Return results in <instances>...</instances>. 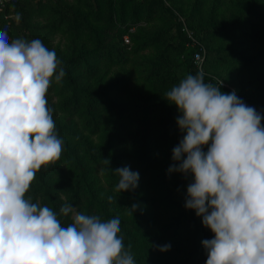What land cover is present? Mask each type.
Wrapping results in <instances>:
<instances>
[{
    "label": "trees",
    "instance_id": "obj_1",
    "mask_svg": "<svg viewBox=\"0 0 264 264\" xmlns=\"http://www.w3.org/2000/svg\"><path fill=\"white\" fill-rule=\"evenodd\" d=\"M8 2L3 3L4 7L14 5L22 12V0ZM196 3L187 10L178 7L185 12L186 27L160 0H78L76 7L56 11L58 23L65 25L73 37L83 36L87 42L93 38L90 49L76 47L67 57H57L65 70L57 84L66 96L57 108L78 117L89 134L83 136L66 124H55L56 134L64 141L62 155L37 172L25 195L57 213L68 204L102 220L119 216L125 249L136 264H206L202 241L214 238L203 226L202 218L185 208L192 177L168 173L173 164L172 150L183 134L176 123L178 110L164 100L165 93L186 75L201 72L193 62L199 46L191 45L188 31L196 41L209 46L200 67L210 59L223 66L258 67L253 77L241 84L237 95L264 116V61L259 53H250V48L236 49L231 44L210 46L215 41L254 34L251 38L264 47V0H236L229 17H219L215 12L202 17ZM162 17L167 27L152 31L144 28ZM135 57L141 58L137 63L142 74L139 91L130 102L118 100L114 94L124 93L131 81L130 73L122 70L134 63ZM93 66L115 68L121 75L107 84L103 79L95 88L79 84L76 70L84 69L90 75ZM206 72L205 83L221 86L224 93L232 92L221 85L225 77L208 69ZM52 85L55 87V83ZM261 123L264 126V119ZM129 125L133 129L125 133ZM99 133L95 143L90 136ZM158 154L163 155L160 162ZM103 159L110 160L112 170L130 167L138 172L136 190L114 192L119 177L112 171H101L107 167ZM109 196L114 197L111 203ZM133 203L140 208L128 215L127 208ZM58 218L62 226L68 225V217ZM165 244H170V250L159 251V246Z\"/></svg>",
    "mask_w": 264,
    "mask_h": 264
},
{
    "label": "clouds",
    "instance_id": "obj_2",
    "mask_svg": "<svg viewBox=\"0 0 264 264\" xmlns=\"http://www.w3.org/2000/svg\"><path fill=\"white\" fill-rule=\"evenodd\" d=\"M64 76L55 50L40 39L10 41L0 30V264H136L119 216L102 220L68 204L57 213L26 198L37 172L62 155L46 97ZM164 100L176 106L183 134L168 173L192 177L185 208L214 234L202 241L206 264H264V116L235 90L205 83L203 72L186 75ZM103 164L101 171L119 177L114 192L136 190L138 172ZM139 208L133 203L127 214ZM58 216L72 222L62 226Z\"/></svg>",
    "mask_w": 264,
    "mask_h": 264
},
{
    "label": "rangeland",
    "instance_id": "obj_3",
    "mask_svg": "<svg viewBox=\"0 0 264 264\" xmlns=\"http://www.w3.org/2000/svg\"><path fill=\"white\" fill-rule=\"evenodd\" d=\"M23 8L22 12L13 5L4 7L0 5V30H6L10 40L16 38L28 39H40L43 44L49 50H55L58 58H65L68 56L70 50L74 48H84L90 49L91 43H93V38L90 39V42L84 40L83 36L73 37L70 31L66 28L65 25L58 23V14L57 9L64 10L65 8H74L76 7V2L78 0H22ZM236 0H197L196 7L199 6L198 12L202 17H205L209 12H215L217 16L229 17V15L234 13L233 4ZM243 1V0H239ZM8 2V1H7ZM162 2V1H161ZM195 0H165L163 5L165 8L172 11L174 16L181 21V23L186 27L185 22V12L182 13L178 7L182 10L190 9ZM9 3V2H8ZM7 4V3H6ZM264 5V4H263ZM195 7V8H196ZM264 10V9H263ZM163 14V13H162ZM157 16H161L155 14ZM168 18L167 14H163ZM170 23L173 22L169 17ZM145 25H141L143 27ZM167 27L165 24L164 17L157 18L152 26L146 25L144 28L149 31L157 29H162ZM187 32V31H186ZM191 38L194 40V43L191 45H199L200 48H203L204 54H206L207 46L206 42L200 40L196 41L191 33L188 31ZM252 35V36H251ZM248 34L244 37L236 36L223 41H215L210 46H221L225 47L226 45H233L236 49H246L250 48V53H259L260 58L264 61V47L259 46L255 40L251 37L254 34ZM128 45V44H126ZM258 45V46H257ZM177 56V55H176ZM146 57V56H143ZM172 58L175 57L174 54L171 55ZM141 58L135 57L134 63L127 65L122 71L130 73V84L124 93L114 94L115 98L122 101H128L134 99V95L138 93V80L142 76L141 72L138 70L137 63ZM197 66V65H196ZM199 71L206 73V70L216 72L221 78L225 77L221 85L226 86L229 90H237L242 83H246L248 78L253 77L256 73L258 67H252L250 69L242 67H231L230 65L223 66L219 64L216 59H210L208 64H204L202 67L197 66ZM76 72L79 76V84L84 86H90L95 88V85L101 82L107 84L113 81L115 78L121 75V71L115 68L108 69L105 66H93L92 73L90 75L86 74L84 69L78 68ZM223 79V78H222ZM55 83V82H53ZM66 96L62 95L60 92V85L55 83V87L51 85L47 93L48 105L53 109V119L55 124H66L75 130L77 133L82 134L83 136H88V132L83 129L82 123L78 117H75L71 114H63L58 108L57 104L60 103ZM133 129L132 125L126 127L127 132H130ZM99 134L96 136H90V138L97 143L99 140ZM157 161L163 160V155H157ZM66 223L70 224V216L66 218ZM135 253V252H134Z\"/></svg>",
    "mask_w": 264,
    "mask_h": 264
},
{
    "label": "built area",
    "instance_id": "obj_4",
    "mask_svg": "<svg viewBox=\"0 0 264 264\" xmlns=\"http://www.w3.org/2000/svg\"><path fill=\"white\" fill-rule=\"evenodd\" d=\"M160 1H162L163 3H165V0H160ZM187 36L191 40V43H194V40L191 38V36H190L189 33H187ZM124 43L125 44H128L129 43L127 37L124 38ZM197 46H199V45H197ZM203 54H204L203 48H200L199 47V50L197 52H195L194 55H193V62H194L195 65H197L199 67L201 66L202 61H203Z\"/></svg>",
    "mask_w": 264,
    "mask_h": 264
},
{
    "label": "crops",
    "instance_id": "obj_5",
    "mask_svg": "<svg viewBox=\"0 0 264 264\" xmlns=\"http://www.w3.org/2000/svg\"><path fill=\"white\" fill-rule=\"evenodd\" d=\"M9 0H0V5H2L3 3L7 2Z\"/></svg>",
    "mask_w": 264,
    "mask_h": 264
}]
</instances>
